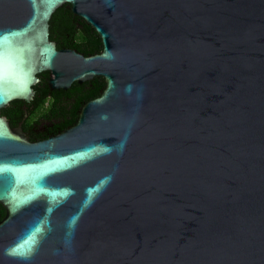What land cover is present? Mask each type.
Masks as SVG:
<instances>
[{"label": "water", "instance_id": "95a60500", "mask_svg": "<svg viewBox=\"0 0 264 264\" xmlns=\"http://www.w3.org/2000/svg\"><path fill=\"white\" fill-rule=\"evenodd\" d=\"M65 4L101 52L51 40ZM0 33V110L105 80L46 139L0 115V264H264V0H0Z\"/></svg>", "mask_w": 264, "mask_h": 264}, {"label": "trees", "instance_id": "16d2710c", "mask_svg": "<svg viewBox=\"0 0 264 264\" xmlns=\"http://www.w3.org/2000/svg\"><path fill=\"white\" fill-rule=\"evenodd\" d=\"M50 38L58 41V48L65 45L69 38L76 47L73 49L84 55L99 53L103 49L100 36L91 25L73 14L69 4L58 8L52 15ZM38 76L40 81L34 86L38 102L37 113L39 117L44 116L48 120L45 130L50 135L74 125L78 120L82 106L89 100L98 97L105 88V80L102 76H96L82 84L75 81L69 90L54 92V98L47 102V92L50 90L48 85L50 73L43 72ZM24 103V100L16 99L8 105L5 111L7 114L9 110L16 113L15 111L19 110ZM5 215L6 209L0 204V221Z\"/></svg>", "mask_w": 264, "mask_h": 264}, {"label": "flooded vegetation", "instance_id": "af4514ba", "mask_svg": "<svg viewBox=\"0 0 264 264\" xmlns=\"http://www.w3.org/2000/svg\"><path fill=\"white\" fill-rule=\"evenodd\" d=\"M53 41L56 42L57 47H58V45H59L58 41L57 40H53ZM61 48H72L73 49L76 47L74 46V43H71L70 39L68 38L65 45L63 44V46ZM39 81H40V77H39ZM49 88H50V86H49ZM34 91H35V94H34L32 100L29 102L25 101V103L21 106V108L19 110L15 111L16 113L10 112V110H9V113L7 114L5 109L8 106L0 110V115L6 116V118L9 121L11 128L15 129L22 136H24L25 138H27L28 140H30L32 142L43 140V139H46L47 137L51 136L50 133L45 130V127H46V124L48 123V120L44 116H41V117L38 116V113H37L38 110L36 107V105L38 104V102L36 100V97H37L36 96V90L34 89ZM58 91H60V90H58V89L53 90L50 88V90L47 92L48 98L46 101L48 102L49 99L54 98V92H58ZM65 91H67V90H65ZM20 114H21V116H20Z\"/></svg>", "mask_w": 264, "mask_h": 264}, {"label": "snow or ice", "instance_id": "6c2138e0", "mask_svg": "<svg viewBox=\"0 0 264 264\" xmlns=\"http://www.w3.org/2000/svg\"><path fill=\"white\" fill-rule=\"evenodd\" d=\"M6 39V35L0 33V41ZM3 53H4V48L2 45H0V70H3L4 68V63H3ZM34 243V242H33ZM32 251V245H29L27 248H25L23 245L15 248L12 250V254L14 255H21V256H26L30 254Z\"/></svg>", "mask_w": 264, "mask_h": 264}]
</instances>
